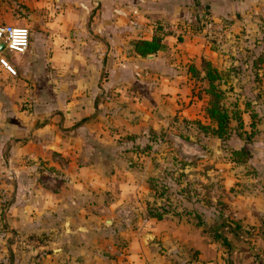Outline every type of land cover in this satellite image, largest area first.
Wrapping results in <instances>:
<instances>
[{"label": "crops", "instance_id": "0c3cea01", "mask_svg": "<svg viewBox=\"0 0 264 264\" xmlns=\"http://www.w3.org/2000/svg\"><path fill=\"white\" fill-rule=\"evenodd\" d=\"M248 4L254 12L264 8V0L257 6L251 0H0V22L29 31L23 53L0 50L6 61L14 59L13 74L0 65V264H264V63L253 68L229 57L217 66L216 51L198 35L157 30L190 20L198 5L209 16L234 18L230 26H245ZM154 35L161 49L133 52V41ZM200 59L221 75L244 131L248 109L255 113L250 140L230 141L229 148L248 150L243 164L231 162L218 139L214 153L205 144L183 145L193 156L184 158L185 180L201 177L204 185L217 174L225 208L213 215L211 196L204 194L207 208L177 189L174 217L148 216L139 234L134 222L120 227L115 199L139 198L147 211L148 188L144 180L137 186L135 176L141 181L152 166L148 146L164 143L163 117L207 122L206 80L201 70L197 78L188 70L200 69ZM242 67L260 80L234 77ZM153 160L156 169L163 166L158 154ZM6 168L13 179L4 177ZM194 213L206 226L226 222L239 232L227 234V247L195 225Z\"/></svg>", "mask_w": 264, "mask_h": 264}, {"label": "rangeland", "instance_id": "374dc122", "mask_svg": "<svg viewBox=\"0 0 264 264\" xmlns=\"http://www.w3.org/2000/svg\"><path fill=\"white\" fill-rule=\"evenodd\" d=\"M256 2H259V0H251V3L255 5ZM263 2V1H262ZM257 6V5H255ZM256 9L254 12L251 9V4L247 5V8L245 9V21L246 23L244 24L245 26H242V24L233 23L232 26H230V22H234V18L232 20H228L229 25L227 26V33L226 36L222 37L220 41H208L205 42V40L202 37V28L200 29V25H203L204 21L208 19L209 17H212L213 19H221L222 17L216 16H209L208 13L204 11V9L198 5V10L196 13H194L193 18H190V20H181L183 27H184V34H194L198 35L201 40L202 46H208L214 51H216L217 56L214 59L215 65H219L218 60L220 59V63L222 64L224 61L228 62L229 57H231L233 60L239 61L241 64L243 63H249L251 64L254 61L262 60L261 62L264 63V8ZM254 12V13H253ZM237 17V18H236ZM236 20L241 18L239 14H236ZM226 19V18H225ZM254 23L256 25H254ZM246 24L249 25V27H246ZM3 25H11L8 23L0 22V26ZM167 25V24H166ZM254 26H258L257 28L254 29ZM181 35V34H179ZM230 58V59H231ZM9 60V61H8ZM13 58L7 59L9 66L13 64ZM6 61V62H7ZM260 62V63H261ZM263 68L260 70L261 72L264 71V64L262 65ZM247 68L242 67L241 71L237 70L235 73H232L234 77L238 75V77H247L250 80H253L254 78V71L249 70ZM261 68V66H259ZM226 96H225V104L229 105L232 101V95H229L230 91L225 90ZM229 92V93H228ZM197 105L195 108H197ZM161 119V118H160ZM162 128H166L167 132L161 134V138H163L164 143L160 144L159 146H148L149 151L148 154H150V157H152L151 160V165L152 166H147V176L141 177V181H139L140 174L137 172L135 178L137 180L135 183L137 186L143 185V180H144V186L148 188L147 190V199L144 198L142 200V205L144 204L145 209L147 210L146 212L142 211L140 209V204L141 201L139 198H133L130 199L128 197H123V198H117L115 199L116 205H121L119 207L118 212L116 214L115 212V217L117 219V224L120 225V227H125L129 223L136 224L135 225V230H137V233L139 234V226L146 225L148 223L147 217H148V208L149 207H157L160 209H166L167 214L165 215L166 217H174L175 213H173L174 209H177L179 206L178 203V197L176 196L178 193L177 189H182L184 191H188L190 188L196 187L197 189L199 188V195L202 197L204 194L206 196H211L212 201H211V212L213 215H216V212H219L225 208L224 202L222 199H220L221 192L219 191L220 184L218 183L217 179V174H213V179L211 180L213 186L212 189L208 192H205L204 189L201 187L203 185L201 177L194 180V182H191L190 185H188V182L185 180L186 176L190 172V169L187 165H181L180 163L184 160V158H192L193 156L191 154L186 153L187 149L183 147V145L190 146V144H195L196 146H202L206 145L210 152L214 153L213 147L214 144L216 143V140L211 137V138H205L199 134V132L194 128V125L191 123L193 120L192 118L185 119L183 118L181 121H178L176 119H172L176 122H172L169 117H163L162 119ZM180 138V141L178 140ZM232 137H229L226 139L225 144H223V149L224 152H226L227 149H229L230 146V141ZM177 140V142L175 141ZM183 143V144H182ZM233 141L232 144L233 145ZM156 154H158L159 157L162 158V167L159 166L157 169L155 167V161L153 160L156 158ZM213 154H211L212 159ZM226 158V155L224 156ZM219 158V157H218ZM186 161V160H184ZM173 165H172V164ZM159 165V164H158ZM211 166L215 168L212 164ZM179 169V170H178ZM159 172L161 174H159ZM180 172L182 175H180L178 178L180 179L179 183H176L173 180V177H177L176 173ZM191 177V175H190ZM154 179V185L156 184V189L153 191V189L149 188L150 180ZM201 180V181H200ZM207 183V182H206ZM193 185H195L193 187ZM163 187V195L159 197L157 193L160 191V187ZM218 186V187H217ZM189 187V188H188ZM139 193V192H138ZM187 193V192H185ZM182 197H185L184 193H181ZM180 194V195H181ZM184 195V196H183ZM5 203V202H4ZM182 204H186V202H182ZM132 207L133 209L129 211V209L125 210V207ZM3 205L0 203V208H2ZM180 207L181 204H180ZM208 208V205H206ZM107 217V216H106ZM105 217V218H106ZM108 219V217H107ZM146 219V220H145ZM147 221V222H146ZM103 225L107 224L101 221ZM149 232L151 231L150 229H147ZM145 231L143 230L142 233ZM137 234V235H138ZM9 237V235H8ZM111 238V235L109 236ZM113 238V236H112ZM111 238V239H112ZM156 237L153 236L150 240L155 241ZM124 245H121V241H117V244L115 248L117 250H123ZM159 247V246H158ZM153 250H155V246L152 245Z\"/></svg>", "mask_w": 264, "mask_h": 264}, {"label": "trees", "instance_id": "16d2710c", "mask_svg": "<svg viewBox=\"0 0 264 264\" xmlns=\"http://www.w3.org/2000/svg\"><path fill=\"white\" fill-rule=\"evenodd\" d=\"M226 27L229 25L228 19L221 18L220 19ZM179 27H183V24L181 21L175 22ZM161 26L157 29L161 32ZM202 28V25H200V29ZM162 48L161 45V37L159 35H154L149 39H137L132 42V50L134 53L140 55V56H149L159 49ZM262 60L254 61L252 62V67L256 68L257 63H260ZM200 69L195 68L193 65H189L188 70L191 73V75L194 78L198 77V74L200 70L203 72V75L200 77V80H206V86L202 88L204 94L206 95V101L203 107L204 115L207 119L206 123L200 122L198 119H194L191 121V123L194 125L195 129L203 136L207 137H213L214 139H218L220 141L221 146L225 144V141L227 138L231 136H236L241 139H244L245 142L250 140V137L254 133V127H255V113L252 112L251 109L249 110V121L246 124L249 128V131L243 130L244 122L241 118V110L237 108L234 102H231L229 105L225 104V90L226 86L224 88H221L220 85L224 84V81H222L221 75L218 73L215 67L211 66L209 61H206L204 59H200ZM263 68V67H262ZM254 71V78L253 80H260L259 76L257 75V71ZM234 71L233 73H235ZM264 74V71L262 72ZM227 90H229L227 88ZM244 108H249L248 103H244ZM244 132V134H242ZM229 160L233 162L234 164H243L249 157V152L245 148H229ZM181 165H186V161H182L180 163ZM177 177H173V180L176 183L180 182V179L178 178L180 175H182L180 172L176 173ZM155 180L151 179L149 188L153 189L155 191L156 184L154 185ZM188 185H190L191 182L187 181ZM212 182L206 183L202 185V188L205 189V192H208L212 189ZM218 187V186H217ZM160 191L157 193L159 197L163 195V187H160ZM189 188V187H188ZM182 193L185 194L188 198L190 197H197L202 198L204 203L206 205H209V200L207 198H204L205 195L202 197L199 195V192L195 188H189L188 191H184L182 189H179ZM178 190V191H179ZM187 192V193H185ZM185 214H189L184 210ZM168 212L166 209H160L157 207H149L148 208V216L152 218L159 219L163 215H166ZM192 219L195 222V225L202 226L203 229L214 239H220L222 244L225 246H229L227 234H237L238 227L233 224L230 225L229 223L222 222L220 225L216 226H206L202 220L200 215L198 213H194L192 215ZM244 236L248 235V232L242 231L241 232ZM256 255H251V258L253 260V257ZM170 264H179L177 262H172Z\"/></svg>", "mask_w": 264, "mask_h": 264}, {"label": "built area", "instance_id": "2783aa9c", "mask_svg": "<svg viewBox=\"0 0 264 264\" xmlns=\"http://www.w3.org/2000/svg\"><path fill=\"white\" fill-rule=\"evenodd\" d=\"M136 13V10H132ZM182 27L176 23H169L161 27V32L170 31L175 35L182 34ZM227 27L220 19H213L209 17L202 25V37L205 42L220 41L222 37L226 36ZM0 42L3 44V49L13 53L20 54L25 51L29 42V31L26 27L3 25L0 26ZM0 65L4 67L9 73L13 74V69L9 66L3 57H0ZM6 180H11L15 177L14 171L9 168L4 170Z\"/></svg>", "mask_w": 264, "mask_h": 264}, {"label": "water", "instance_id": "95a60500", "mask_svg": "<svg viewBox=\"0 0 264 264\" xmlns=\"http://www.w3.org/2000/svg\"><path fill=\"white\" fill-rule=\"evenodd\" d=\"M3 49V44L0 42V50ZM218 148V145H216V149Z\"/></svg>", "mask_w": 264, "mask_h": 264}]
</instances>
